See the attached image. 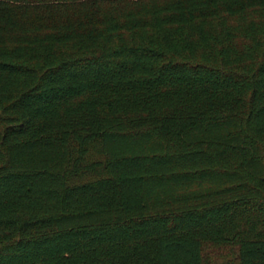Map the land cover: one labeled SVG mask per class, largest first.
<instances>
[{"label": "trees", "instance_id": "1", "mask_svg": "<svg viewBox=\"0 0 264 264\" xmlns=\"http://www.w3.org/2000/svg\"><path fill=\"white\" fill-rule=\"evenodd\" d=\"M264 264V0H0V264Z\"/></svg>", "mask_w": 264, "mask_h": 264}, {"label": "rangeland", "instance_id": "2", "mask_svg": "<svg viewBox=\"0 0 264 264\" xmlns=\"http://www.w3.org/2000/svg\"><path fill=\"white\" fill-rule=\"evenodd\" d=\"M204 264H234L233 254L226 246L208 245L204 250Z\"/></svg>", "mask_w": 264, "mask_h": 264}]
</instances>
